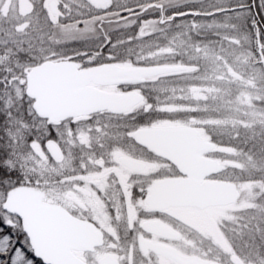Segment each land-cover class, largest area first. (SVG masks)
I'll use <instances>...</instances> for the list:
<instances>
[{"label": "snow or ice", "instance_id": "6c2138e0", "mask_svg": "<svg viewBox=\"0 0 264 264\" xmlns=\"http://www.w3.org/2000/svg\"><path fill=\"white\" fill-rule=\"evenodd\" d=\"M0 264H264V0H0Z\"/></svg>", "mask_w": 264, "mask_h": 264}]
</instances>
